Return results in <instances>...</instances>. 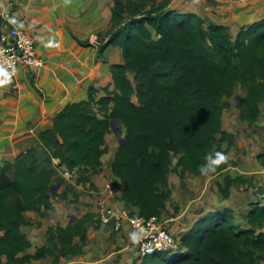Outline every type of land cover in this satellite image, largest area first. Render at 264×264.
I'll return each mask as SVG.
<instances>
[{"label":"trees","instance_id":"16d2710c","mask_svg":"<svg viewBox=\"0 0 264 264\" xmlns=\"http://www.w3.org/2000/svg\"><path fill=\"white\" fill-rule=\"evenodd\" d=\"M113 2L110 27L97 34L98 55L110 47L123 54L124 62L112 65L111 88L105 87L100 98L98 89L90 88L89 99L67 104L35 146L0 169V264H29L49 256L60 264L62 258L83 254L89 228L100 224L96 212L50 228L48 243L40 247L22 228L29 214L51 208L49 190L65 183L59 169L79 172V183L89 181L86 174L101 166L108 152L113 122L119 121L125 140L111 163L125 186L122 200L137 208L134 215L160 218L171 201V170L202 174L204 157L217 151L228 159L213 174L231 164L235 136L224 129L223 115L237 89L245 92L237 102L240 119L253 125L259 118L264 16L234 35L228 26L207 24L195 12L169 8L170 0ZM7 26L0 14V37ZM260 160L264 167L263 156ZM246 182L226 177V189H220L226 196L231 186ZM259 191L262 201L252 204L247 227L236 223L232 210H215L176 235V250L144 253L136 264H264V187Z\"/></svg>","mask_w":264,"mask_h":264},{"label":"crops","instance_id":"0c3cea01","mask_svg":"<svg viewBox=\"0 0 264 264\" xmlns=\"http://www.w3.org/2000/svg\"><path fill=\"white\" fill-rule=\"evenodd\" d=\"M113 5V0H0V14L10 25L26 27L38 36V51L45 61L39 70L23 67L14 79L0 80V169L35 146L67 104L89 99L90 88L98 89V98L105 95V87L111 88L112 65L123 63V54L119 47H110L103 56L98 55L97 34L110 27ZM169 8L195 12L207 24L228 26L234 35L264 16V0H170ZM237 94L240 97L245 92L237 89ZM226 117L232 119L230 124L225 122ZM223 124L235 136L232 162L223 172L197 175L171 170L169 174L172 199L168 209L176 204L180 214L168 218L165 225L177 236L206 214L224 208L233 211L238 225L247 227L252 204L262 201L259 187H264V174L259 157L264 158V102L255 124L243 122L235 105L224 111ZM108 135V152L103 155L102 165L86 174L89 181L79 183L80 173L74 172L72 181L54 183L48 192L51 208H42L44 217L34 215L40 224L33 226L32 221L23 226V232L30 228L25 236L34 247L48 243L50 228L72 224V215L76 220L95 212L100 199L118 213L137 211L122 200L125 186L111 170L119 145ZM54 162L60 163L58 159ZM226 177H240L247 182L231 186L225 196L220 186L226 189ZM165 215L160 217L162 221ZM35 233H39L41 244L34 241ZM143 255L139 235L128 224L119 231L97 224L89 228L83 254L62 258L60 264H136ZM53 260L49 256L33 262L53 264Z\"/></svg>","mask_w":264,"mask_h":264},{"label":"built area","instance_id":"2783aa9c","mask_svg":"<svg viewBox=\"0 0 264 264\" xmlns=\"http://www.w3.org/2000/svg\"><path fill=\"white\" fill-rule=\"evenodd\" d=\"M237 1L242 3L246 0ZM37 44L38 36L26 27L15 24L5 27L0 37V80L14 79L23 67L39 70L45 61L38 51ZM59 172L66 180L75 175L66 169H59ZM261 173L264 174V167ZM96 214L102 225H110L116 231L128 224L139 235L144 253L178 248L179 240L158 217L145 218L127 210L118 213L104 199L98 200Z\"/></svg>","mask_w":264,"mask_h":264},{"label":"rangeland","instance_id":"374dc122","mask_svg":"<svg viewBox=\"0 0 264 264\" xmlns=\"http://www.w3.org/2000/svg\"><path fill=\"white\" fill-rule=\"evenodd\" d=\"M247 1V0H246ZM246 1H244V2H246ZM241 3V2H240ZM243 3V2H242ZM8 26H10V24L8 23ZM4 30V29H3ZM3 32V31H2ZM228 101H229V103H231V106L230 107H232L233 105H235L236 107H237V102H238V94L237 95H235L234 97H232V98H230V99H228ZM233 104V105H232ZM229 107V108H230ZM238 108V107H237ZM230 121H232V119L230 118V117H226L225 118V122L227 123V124H230ZM118 128H119V133H116V131L115 130H112L111 129V131H110V133H109V135L108 136H110V138L112 139V141L114 142V144L116 145V146H118L119 145V143H120V140H122V138L121 137H123V134L124 133H122V131H121V134H120V127L118 126ZM123 131H125V130H123ZM259 160H260V157H259ZM62 170V169H61ZM75 176V175H74ZM74 178V177H73ZM73 178H71V179H69V181H72L73 180ZM168 178H169V174H168ZM75 179V178H74ZM188 195H186L185 197H187ZM171 199H172V196H171ZM171 202V201H170ZM169 202V204L168 205H171V203ZM172 205H174V206H170L169 207V209L167 210L168 212H166V214L168 215H165L166 216V218L165 217H162V218H164L163 220V223H165V221L169 218H171V217H173V216H176V215H178V214H180L179 212H180V207L178 206V205H176V204H172ZM176 208H178L179 209V211L176 213L175 212V209ZM173 211V212H172ZM96 212V211H95ZM176 214H175V213ZM34 215H36L35 213L34 214H29L28 216H27V219H28V221H29V223H31L32 221V223H33V226L36 224V222L38 223L39 221H38V218H37V220L35 219H33L34 218ZM44 214H42L41 215V217H44L43 216ZM71 218L74 220V221H72V222H75V218H76V216H74V215H72L71 216ZM96 220V219H95ZM40 223V222H39ZM98 223V222H97ZM170 222H168L167 224H169ZM101 224V223H100ZM166 224V223H165ZM95 225H97L96 223H95ZM57 226H59V225H57ZM57 226H55V227H57ZM110 226V225H109ZM166 226V225H165ZM29 227H31V226H29ZM55 227H53V228H55ZM166 228L168 229V231L172 234V235H174L175 237H176V235L175 234H173L171 231H170V229L166 226ZM29 229L30 228H26L25 229V231L23 232L24 233V235H26V236H28V231H29ZM25 236V237H26ZM36 240H39V233H35L34 234V241H36ZM140 240V239H139ZM42 243V241L41 240H39V244H41ZM42 246V245H41ZM40 247V246H39ZM31 264H36L35 262H33V263H31Z\"/></svg>","mask_w":264,"mask_h":264},{"label":"clouds","instance_id":"9594fccd","mask_svg":"<svg viewBox=\"0 0 264 264\" xmlns=\"http://www.w3.org/2000/svg\"><path fill=\"white\" fill-rule=\"evenodd\" d=\"M228 156L222 152L208 153L204 157L205 163L200 165V172L202 174H208L209 172L215 171L216 167L222 162L226 161Z\"/></svg>","mask_w":264,"mask_h":264},{"label":"water","instance_id":"95a60500","mask_svg":"<svg viewBox=\"0 0 264 264\" xmlns=\"http://www.w3.org/2000/svg\"><path fill=\"white\" fill-rule=\"evenodd\" d=\"M118 126H119V121H115V122H113L111 128H112V130H115L116 133H119V128H118ZM123 142H125L124 139L120 140V143H123ZM167 178H168V175H167Z\"/></svg>","mask_w":264,"mask_h":264}]
</instances>
